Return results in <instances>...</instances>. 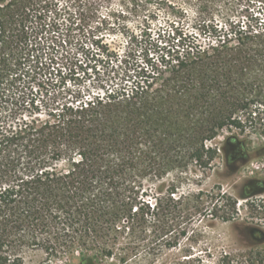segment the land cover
Wrapping results in <instances>:
<instances>
[{"label":"trees","instance_id":"1","mask_svg":"<svg viewBox=\"0 0 264 264\" xmlns=\"http://www.w3.org/2000/svg\"><path fill=\"white\" fill-rule=\"evenodd\" d=\"M60 1L0 4L37 25L32 41L28 21L10 35L0 15V264H24L28 251L48 262L86 252L153 262L195 216L234 218L237 200L185 198L179 186L219 159L211 143L221 132L264 137V8L225 30L215 0H194L207 48L176 28L158 57L127 53L100 93L60 104L72 31L85 33L96 0ZM246 207L264 219V199Z\"/></svg>","mask_w":264,"mask_h":264},{"label":"rangeland","instance_id":"2","mask_svg":"<svg viewBox=\"0 0 264 264\" xmlns=\"http://www.w3.org/2000/svg\"><path fill=\"white\" fill-rule=\"evenodd\" d=\"M12 1L0 0V4ZM67 4L71 2L60 1V5ZM198 6L194 0H96L85 33L72 31L68 59L60 66L63 78L55 88L57 94L60 93L58 102L61 104L100 93L119 66L117 58L125 59L127 53L142 61V51L148 48L151 56L158 57L157 48L167 44L176 28L199 35L195 29ZM260 8H264V0H215L213 19L225 30L232 23L244 27L248 18ZM11 10L0 13L8 33H18L20 25L22 27V23L28 21L32 28L29 35L32 41L35 40L36 19H27L21 8ZM74 10L72 8L71 12ZM198 40L204 48L211 43L206 35H199ZM19 95L20 90L12 94L13 98ZM211 146L219 148V159L205 174L194 168L192 178L195 181L180 185L179 196H214L219 199L227 195L237 200L238 214L230 221L197 215L188 237L177 248L163 251L153 262L133 259L127 264H264V219L251 217L246 207L250 199H264V151H260L264 148V137L225 130ZM153 190L156 194V187ZM255 253L259 256L255 257ZM84 256L92 263L84 261ZM50 262L40 251H28L24 258V264ZM50 264L121 263L104 258L98 252H86Z\"/></svg>","mask_w":264,"mask_h":264}]
</instances>
